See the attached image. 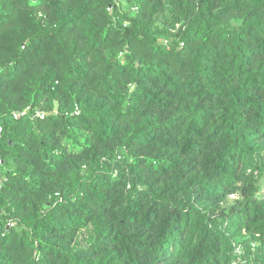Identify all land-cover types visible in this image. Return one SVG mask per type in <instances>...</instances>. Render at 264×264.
<instances>
[{
  "label": "trees",
  "instance_id": "trees-1",
  "mask_svg": "<svg viewBox=\"0 0 264 264\" xmlns=\"http://www.w3.org/2000/svg\"><path fill=\"white\" fill-rule=\"evenodd\" d=\"M0 125V264H264V0H0Z\"/></svg>",
  "mask_w": 264,
  "mask_h": 264
},
{
  "label": "built area",
  "instance_id": "built-area-1",
  "mask_svg": "<svg viewBox=\"0 0 264 264\" xmlns=\"http://www.w3.org/2000/svg\"><path fill=\"white\" fill-rule=\"evenodd\" d=\"M25 112L26 111L15 113V118H20L21 115H23ZM35 116H38L39 118L43 119V118H45V113L42 112L41 110H38V111L35 112ZM2 133H3V126L0 125V139L2 137ZM0 163H1V161H0ZM9 225H12V223H10Z\"/></svg>",
  "mask_w": 264,
  "mask_h": 264
}]
</instances>
